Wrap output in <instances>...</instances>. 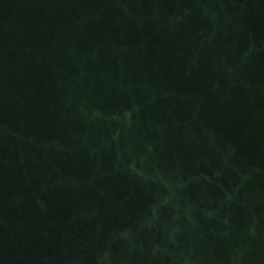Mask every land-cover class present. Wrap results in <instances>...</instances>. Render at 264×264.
<instances>
[{"label": "water", "instance_id": "1", "mask_svg": "<svg viewBox=\"0 0 264 264\" xmlns=\"http://www.w3.org/2000/svg\"><path fill=\"white\" fill-rule=\"evenodd\" d=\"M0 264H264V0H0Z\"/></svg>", "mask_w": 264, "mask_h": 264}]
</instances>
